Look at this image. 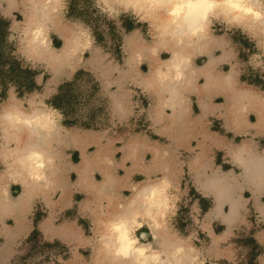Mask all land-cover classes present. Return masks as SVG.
Returning a JSON list of instances; mask_svg holds the SVG:
<instances>
[{
	"label": "clouds",
	"instance_id": "clouds-1",
	"mask_svg": "<svg viewBox=\"0 0 264 264\" xmlns=\"http://www.w3.org/2000/svg\"><path fill=\"white\" fill-rule=\"evenodd\" d=\"M71 0H26L23 5L25 23L19 30L18 39L20 51L28 60L42 63L44 71L56 74L65 68L75 72L84 62V53L92 54L93 45L90 33L79 24H73L66 19ZM97 5H103V10L116 14L133 9L136 15L149 23L153 29L152 37L162 51L171 54V59H157L150 66L149 74L138 81L145 93L151 95L155 102V118L157 122L165 119L170 121L165 131L175 135L177 128L187 133L185 139L194 136V129L187 119V94L195 92L204 106L206 99L214 95H224L225 103L220 105L225 109V118L232 115L235 119L234 131L247 133L248 128H255L257 134H264V95L251 91H242L234 83L223 77L217 71V61L211 58L212 52L219 47L213 36L217 24L225 26H241L242 30L250 31L257 41L258 52L252 60L257 61V67L264 66V0H96ZM119 9V11H118ZM142 14V15H141ZM62 40V48L57 52L52 47V36ZM156 54L157 48L152 49ZM207 54L208 61L203 68H195V58ZM107 56L97 54L95 64L106 81L116 83L123 89L128 81L122 75L112 80V73L117 71L111 66V61L105 64ZM198 75L205 77V83L197 86ZM112 119L125 118V113L131 114L121 106L116 97ZM14 103V98H9ZM31 108L40 111L34 119L18 122L31 124L45 133L44 152L26 153L17 142L14 149L7 144L8 118L0 121V127L5 130V143L0 145V163L8 173L15 176V183L20 184L24 199L13 202L9 192L5 190L0 196V236L5 243L0 246V264H12L18 253L21 241L22 220L19 214L35 198L47 201L50 207L60 201L52 200L57 189L63 190L66 175L62 157L52 147L53 132L57 135L65 129L62 127L63 115L55 107H49L42 100L31 102ZM172 109V115L165 118L164 110ZM255 112L257 123L247 122L248 112ZM231 127V125H229ZM48 152L54 155H49ZM169 153L155 159L150 168L145 169L148 177L142 184L132 188L133 197L127 207L134 208L131 216L122 213L126 207L118 196H107L104 186L98 189V197L108 201L103 204L98 199L94 214L97 217L93 238L84 244L77 238L76 250L69 264H219L226 260L229 264H237L231 245L226 243L230 232L216 236L208 225H203L201 231L206 239H201L199 232L189 231L187 235L174 227V221L179 211L181 200L180 184L174 183L172 176L173 163L166 160ZM234 162L243 169L239 176L232 175L230 180L219 179L205 187L216 191L218 201L229 199L224 185L250 184L254 186V195H264V156L256 155L248 145L244 144L233 153ZM193 170L197 171L196 165ZM155 173H163L156 177ZM259 222H264V205H258ZM15 218L17 231H13L6 223L7 218ZM199 223V221H195ZM147 227L152 241H147V234L140 229ZM264 235V232L261 233ZM264 244V239L259 241ZM80 247L91 248L89 258L78 253Z\"/></svg>",
	"mask_w": 264,
	"mask_h": 264
},
{
	"label": "crops",
	"instance_id": "crops-1",
	"mask_svg": "<svg viewBox=\"0 0 264 264\" xmlns=\"http://www.w3.org/2000/svg\"><path fill=\"white\" fill-rule=\"evenodd\" d=\"M3 1H7L8 7L11 5L10 9L23 5L20 0ZM151 30L153 31L152 28ZM214 38L219 45L215 50L221 51L220 55H216L214 53L215 50L211 54V58L218 62L217 71L233 82L236 88L264 95L263 81L262 86L254 83L249 85L250 82L243 83L241 70L237 71L234 67L228 71L223 70V66L229 64L235 58V53L229 49L231 45L229 38H225L223 35L214 36ZM126 43L129 50L128 60L123 69L119 68V66L114 67L117 71L112 73L111 79L116 80L123 75L128 82L125 83L123 89L118 88L116 83L106 80L102 84L103 90L112 89V91L107 93L111 117L115 105L113 97L117 98L123 108L130 110L131 114L125 113L124 119L119 117L115 119L118 123L125 124L129 123L134 114L133 91L129 89V86H137L142 89L138 83L132 81L145 78L150 72V66L157 59L162 61L171 59V54L167 51L169 54L167 59L159 57V52L162 50H160L154 39L150 44H146L137 38L133 39L129 36ZM154 47L157 48L156 54L152 52ZM61 48L62 46L59 49ZM201 56H205L206 60L201 65L194 63L195 68H203L209 59L207 54ZM139 61H145L147 64V75L138 66ZM204 83L205 77L198 75L196 79L197 86H202ZM146 94L151 100L148 111V132H126L114 137L107 135L104 131L83 130L74 126H67L65 127L63 138L59 134V140H53V148L59 145L63 152H67L60 153L66 180L70 178V174L75 175L76 180L72 185L69 183L67 186H63V190L57 189L56 192L59 194L57 201H60L58 205L50 207L47 201L37 197L23 209L22 213L19 214L22 220L21 239L28 237L33 230L37 229L46 241H60L76 246L77 238H79V243H86L88 241L87 237L83 235L77 220L90 217L91 213H94L98 199L103 204L108 203L103 197H98L99 187L104 186L105 195L118 196L119 198L124 191L131 192V196L123 202L128 212L131 208L127 207V203L134 195L132 188L148 179L145 169L150 168L154 160L158 159L159 156H163L164 152L169 153L165 159L173 163L172 171L175 172V175L172 176V179L174 183L180 184L181 191L177 194L181 197L188 194V191L193 190L206 202L211 201L206 206L207 213L209 212L207 215L210 219L206 220L207 223L205 225H208L209 222L217 221L223 227L221 233L214 232L211 228L214 235L222 236L226 232H230L231 235L229 237H232L235 230L244 223L243 219H240V211L245 209V202L242 197L244 193L251 195L250 201L258 205L261 204V199L264 198V195H254V186L250 184H231L230 187L229 184H225L224 187L229 196L226 202L218 201L216 191L211 187H205L212 181L222 178L230 180L232 175H240L243 169L233 159V153L240 146L246 144L256 155L264 156V134H257L255 128H248L246 134L234 131L235 125L232 121L235 118L232 115H228L226 119L225 109L220 107V105L225 103L224 95H214L211 99H206L202 107L201 99L195 92L187 94L189 101L187 119L192 122L190 126L194 129V136L185 139L184 137L187 133L182 132L179 128H177L175 135L165 131L170 123L167 119L163 122H157L154 98L150 94ZM190 102H192L193 106L190 105ZM171 115V108L164 110L165 118ZM246 119L248 124L255 125L258 116L255 112L250 111L247 113ZM215 121H218L219 124L216 129L213 126ZM17 142L15 139L11 140L8 143V147H15ZM91 148H93V151H90ZM48 154L54 155L51 152H48ZM183 154L186 157H183ZM194 164L197 171L193 170ZM95 174H99L100 181L96 179ZM162 174L155 173L154 176L158 177ZM16 179L15 176L6 172L2 175V178H0V196L3 195L5 190L9 192L7 185L10 186V180L14 181ZM184 180L187 181V186H182ZM13 183L14 185H19L20 193L17 197H9V199L13 202L23 200L24 195L20 184ZM53 196L54 194L52 195V200H54ZM79 196H82L79 198L80 200L77 199ZM36 200L43 202L47 208L46 216L40 219L38 223H34L29 217V210ZM120 202L122 203V199H120ZM225 207L231 213H225ZM74 209L76 212L71 216L70 213ZM131 210L132 213L135 211L134 208ZM64 213L68 217L62 219V221H57V218ZM8 219L12 221L10 225L7 223ZM5 223L14 232L18 230L15 218H7ZM174 227L176 228L175 221ZM140 233L147 234V241H152V235L149 234L147 227L140 229L137 235L139 236ZM257 237L263 238L264 235L260 233ZM4 243V237L0 236V246Z\"/></svg>",
	"mask_w": 264,
	"mask_h": 264
},
{
	"label": "rangeland",
	"instance_id": "rangeland-1",
	"mask_svg": "<svg viewBox=\"0 0 264 264\" xmlns=\"http://www.w3.org/2000/svg\"><path fill=\"white\" fill-rule=\"evenodd\" d=\"M11 6V5H10ZM7 1L0 0V17L9 21L7 30L4 25L0 24V50L4 48V53L0 51L1 58L6 60L7 58L15 57V60L20 62L21 69H25L28 72H35L34 82L37 86V90L29 93H25L22 96H18L16 86L12 81L16 82L17 77L11 74H2L0 72V117L5 113V110L9 106H16V109L32 115L33 113L43 111L41 108L39 111H35L31 108V102L36 100H42L45 105L51 106L48 102L56 96L58 88L64 83H68L64 91L67 92V98L57 101L58 104H66V115H63L62 127H67L64 122L72 123L77 121L74 127L83 130L104 131L107 135L117 137L121 133H139L148 132V111L151 104V100L148 95L137 86H129V89L133 91L134 101V114L129 123H118L110 116L108 106V95L111 88L103 90L102 84L105 78L98 70L94 57L99 55L107 56L105 64L111 61V66H119V68L125 67V64L129 57V50L127 48L126 40L130 36L133 39L137 38L146 44H150L153 41L152 30L149 23L144 22L139 15H136L133 9H129L126 12L121 11L120 14L103 10V5H97L96 0H71L69 9L66 13V19L73 24H79L83 29L87 30L92 38L93 50L90 55L88 52L84 53V62L79 66L78 70L73 72L70 69L65 68L59 74L44 71L42 63H34L28 60L20 51H18L19 43L18 39H10L11 37H18L19 30L24 26L25 16L23 5L10 9ZM119 11V9H118ZM130 28V30H127ZM6 32V33H5ZM136 34V35H134ZM213 35L224 36L231 41L230 50L234 51L235 58L229 64L223 66L224 71H228L231 68L241 70L243 83H249V85L256 79L264 82V66H255L258 62L252 60L254 54L258 52L257 41L253 34L243 29L241 26H225L223 24H217ZM4 39V40H3ZM52 47L57 50L62 46V40L58 39L56 35L52 36ZM227 40V39H226ZM233 40V41H232ZM216 55H220V50H215ZM161 59H167L169 54L166 51L159 52ZM205 56H199L194 59L193 64L201 65L205 62ZM138 66L145 73L148 74V67L145 61H139ZM113 75V74H112ZM6 88H4V82ZM21 81L23 85L29 84L30 79L22 76ZM252 85V84H251ZM6 89L5 97L2 95V90ZM75 98H74V97ZM9 98H14L15 102L10 103ZM54 99V98H53ZM55 101V100H54ZM190 105L193 106L192 102ZM59 110V109H58ZM61 112V110H59ZM62 113V112H61ZM214 128L219 126L218 121L213 123ZM65 130L60 133L63 138ZM4 139L2 136V130L0 127V145H3ZM55 149L59 153H67L61 150L59 145L55 146ZM93 151V148L90 149ZM219 155V153H217ZM183 157H186L183 154ZM6 172L5 166L0 163V178ZM95 177L100 181L99 174H95ZM69 180V182H68ZM66 180V184H74L76 177L70 174V178ZM14 181L10 180L9 197H17L20 193L19 185H14ZM182 186H187V181H183ZM131 196V192L124 191L120 198L122 203ZM59 197L58 192H55L53 199L57 201ZM82 196L77 197L78 200ZM245 202V209L240 211V219H243V224L237 228L232 237L227 239L226 243L222 246L231 245L232 250L236 256L237 264H264V244L259 241L263 238L257 237L258 234L264 232V222H259L258 219L260 212L258 210V204L250 201L251 195L244 193L243 196ZM209 201H205L202 197L198 196L195 191H188V194L182 195L179 203V211L175 218V225L185 235L189 231L199 232L201 239H206L205 233L201 231L200 226L206 224L208 217L206 206ZM264 205V198L261 199V204ZM47 208L43 202L36 200L30 210L29 217L38 223L40 219L46 216ZM74 211H71L70 215L73 216ZM225 213H231L227 207L224 210ZM68 217L66 213L61 214L57 221ZM199 221L196 223L195 221ZM78 224L82 229L83 235L87 237V240H91L96 229L97 217L92 212L90 217L79 218ZM10 225L11 220H7ZM208 226L213 229L214 232H222L223 227L219 225V222H209ZM37 230V229H36ZM36 230H33L36 231ZM31 233L28 237L21 239L18 253L12 264H69V261L73 259V250H76L75 245H68L60 241H46L43 236L37 230V234ZM34 234V235H33ZM33 235V236H32ZM77 245V244H76ZM78 253L86 258L91 255V248L80 247ZM219 264H229L226 260H221Z\"/></svg>",
	"mask_w": 264,
	"mask_h": 264
},
{
	"label": "bare ground",
	"instance_id": "bare-ground-1",
	"mask_svg": "<svg viewBox=\"0 0 264 264\" xmlns=\"http://www.w3.org/2000/svg\"><path fill=\"white\" fill-rule=\"evenodd\" d=\"M20 1L22 2L23 5L26 2V0H20ZM24 23H25V21H24ZM59 51H60V49L57 50V52H59ZM38 114L39 113L36 112V113H33L32 115H28V114L16 109V106H9L5 110V113L0 117V121H3L5 117L8 118V121H7V123H8L7 144L11 140L13 141L15 139L20 143V145L23 147V149L26 153L44 152L45 151V145L43 143V137H44L45 133L40 131V135H37L36 133L39 130L34 128L31 124L17 121V117H19V121H27V120L34 119L35 115H38ZM1 130H2L3 139L5 140V135H6L5 130L3 129V127H1ZM52 139L57 140V135L55 132H53V134H52ZM16 146L15 147H9V149L10 150L14 149V148H16ZM6 173H8V172L6 171ZM8 174H10V173H8ZM131 209L128 210V212H127L126 208L122 209L121 211L123 214H125L127 216H131V214H132Z\"/></svg>",
	"mask_w": 264,
	"mask_h": 264
},
{
	"label": "trees",
	"instance_id": "trees-1",
	"mask_svg": "<svg viewBox=\"0 0 264 264\" xmlns=\"http://www.w3.org/2000/svg\"><path fill=\"white\" fill-rule=\"evenodd\" d=\"M0 24L5 26L6 31L8 33L7 27H8L9 21H7L6 19H3V18L0 17ZM127 30H130V28H127ZM0 51H2L4 53V48H1ZM7 57H6V60L3 61V59H1V58L5 59V56H3V55L0 56V72H3L2 74L5 73L4 75L11 74V75H14L15 78L17 77L16 82L12 81V83L16 86V91L18 93V96L20 97V96H22L25 93H29V92H32L34 90H37V88L39 86H37L35 84V82H34L35 72H28L26 70L27 68H25L24 70L21 69L22 68L21 64H20V62L15 60V57H13V56L11 58H7ZM22 76H25V77L30 79V82H29V84L27 86H26V84L23 85V82L21 81ZM6 83H8V81L3 83L4 84V88H6L5 87ZM252 83H254L255 85H261V86L263 85V82L260 81V80H257V79L254 82H252ZM68 86H69L68 83H64V85H61L58 88L56 96L53 97L54 99L52 98L48 102L51 106L61 110L62 115H64V116L66 115V111H65V107H63V106H65L66 104L65 105L64 104H58L57 101H61V99H66L67 98V92L64 91V90ZM5 92H6V89L2 90V95L1 96L5 97V94H6ZM72 121H73L72 123H70L71 121L70 122H66L65 121L64 124L66 126H73V125H75L77 123V121L76 122H74V120H72ZM33 233H35V235L37 234L36 231H34Z\"/></svg>",
	"mask_w": 264,
	"mask_h": 264
}]
</instances>
